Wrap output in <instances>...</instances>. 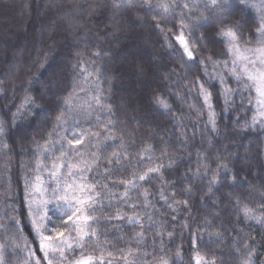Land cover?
<instances>
[{
    "label": "trees",
    "instance_id": "16d2710c",
    "mask_svg": "<svg viewBox=\"0 0 264 264\" xmlns=\"http://www.w3.org/2000/svg\"><path fill=\"white\" fill-rule=\"evenodd\" d=\"M113 5L114 0H0V49H7L4 58L0 59V120L6 121V134L0 137V225L11 226V217L15 215L22 221L23 235L29 241L33 239L27 207L23 203L24 178H34L39 158L33 141L44 143L64 97L74 83L78 86L81 77L87 76L86 97L96 93L98 83L105 102L112 106L113 135L124 136L128 151L133 156L129 168L137 166L136 152L145 142L156 146L153 161L160 156L161 148H167L175 160V164L168 168V158H163L166 166L164 178L169 181L168 185L161 184L159 176L145 184L150 192L147 207L142 203L144 197L137 196L143 188L130 193L128 203H135V209L122 206L121 210L128 215L139 213L145 238L137 244L133 236L140 230L139 227L113 220L104 224L101 230L109 237L110 243L144 250L148 253L147 263L153 264L158 256L164 254L159 251L163 239L170 250L168 256L174 258L175 251L179 249L182 258L178 264H188L192 255L191 240L196 235L203 237L198 239L202 252L216 253L217 264H240L234 247L238 242L254 236L258 253L254 260L256 264H261L264 261V228L244 221L242 214L233 207L236 197H240L241 206L247 204L257 214L264 211L260 208L264 201L263 132L259 125L248 127L254 116L252 107L247 103L248 91L234 93L224 106L217 93V85H206L213 94L216 132L206 127L208 117L205 106L199 97L191 93L193 86L197 85V78L200 81L204 79L200 61L205 62L207 57L219 61L225 56V46L213 42L211 38L215 24L191 29L189 39L197 42L195 56L200 60L189 61L193 66L186 70L180 64V52L176 49L169 52V48L161 44L164 37L173 39V35L177 34L175 18L171 20L168 17L163 21L165 31L161 32L154 27L156 21L152 19L158 12H147L138 4L119 9ZM244 16L250 21L256 18L252 8L245 9ZM167 28L173 31L168 32ZM202 34L209 39L201 43L199 38ZM139 37L150 44L153 40L154 46L159 47L160 55L157 56L156 49L148 52L137 45L135 39ZM55 46L58 52H54ZM97 51L101 53L99 57L93 54ZM156 57L158 64L152 60ZM97 68L101 70L99 78L94 71ZM172 68L178 71L173 73ZM37 79L40 83L29 87L28 81ZM230 84L236 88L235 81L230 79ZM25 89L36 98L38 106L30 113L17 117L13 124L12 114L22 102ZM155 96L165 99L171 106L170 111L159 109L154 102ZM86 101L91 103L89 99ZM190 105L198 106L199 113ZM78 113L74 108L69 116H77L83 122V128L91 131L102 130L96 126L97 114H100L101 121L108 116L99 109L90 118ZM58 137L59 133L52 134L53 140ZM4 143L8 144V148H4ZM50 147L55 148L56 144ZM112 150L108 149L101 158V171L104 158ZM244 152L246 156L242 158ZM45 155L51 157L52 154ZM203 158L207 159L209 168L214 169L218 163H227L230 168L227 173L221 170V176H227V179H222L221 184L214 187V195L208 193L211 175H193L197 168L202 167ZM127 163L124 161V164ZM111 167L122 168V165ZM121 174L117 173V176ZM233 175L237 177L236 184L232 183ZM88 176L90 179L98 178L94 172L88 173ZM189 185L190 196L184 192ZM160 190L169 198L168 202H171L172 190H175V198L187 199V206L176 204L177 211L173 212L168 203L160 199ZM213 201L219 205V216ZM104 203L107 204V200ZM237 215H241L240 220L236 219ZM205 217L213 220L211 231H223L222 241L209 237L203 227ZM185 223L191 231L185 228ZM159 232L164 233L163 237L157 235ZM168 232L173 233L172 237H168ZM10 237H13V232L0 228V243L9 245L6 255L14 252ZM12 262L16 264L15 256H12Z\"/></svg>",
    "mask_w": 264,
    "mask_h": 264
},
{
    "label": "snow or ice",
    "instance_id": "6c2138e0",
    "mask_svg": "<svg viewBox=\"0 0 264 264\" xmlns=\"http://www.w3.org/2000/svg\"><path fill=\"white\" fill-rule=\"evenodd\" d=\"M200 4L183 3L178 0H114V7L119 9L132 8L138 4L145 8L147 12H158L153 15V21H156L154 27L161 32L165 31V24L169 16L175 18L176 13L181 7L187 9L189 14L181 11L179 14L178 24L180 31L175 35V40L179 45L180 64L186 70L193 66L189 61L195 62L196 56L194 49L198 47L195 40L189 39L191 29L204 27L209 23H214L211 38L213 42L223 44L226 47V54L230 59L213 61L214 68L223 66L228 77L235 81L236 88H233L225 75L219 76L220 84L223 89L225 103L229 102V97L241 90L254 96L248 97V103L255 105V115L252 117V124L248 127L259 125L264 129V0L259 4L255 0H200ZM82 7V6H80ZM256 9L257 16L254 20H249L244 16L245 9ZM195 20L197 23L193 24ZM184 29H189L186 36ZM172 32V28H167ZM167 39V37H166ZM202 43L209 39V36L201 35L199 38ZM55 38H53V43ZM172 47L171 43L168 45ZM99 57L100 52L93 53ZM79 55V53L77 54ZM47 56L45 55V59ZM186 58V60H185ZM202 64L203 61H200ZM43 67V64H41ZM76 68V65H73ZM81 71H86L81 69ZM99 78L100 69H94ZM171 71L176 73L178 69L172 68ZM92 73H89L91 75ZM207 75V71L205 70ZM87 76L81 77V83L87 81ZM40 83V80H29V87ZM199 95L203 99L204 105L208 108V123L211 125V131H217L216 113L213 108L212 92L206 87L204 82L197 78ZM83 91V89H80ZM2 91V90H0ZM26 94L12 114V123L15 124L17 117L30 113L32 108L37 107L36 98L31 95L27 89ZM102 89L99 84L96 86V93L92 96V103L85 102L83 105L73 103L77 86L74 83L71 91L64 97V103L60 107L59 114L56 116L52 125V130L48 133L47 139L43 144L39 141H33L36 145L35 154L39 157L36 161V175L29 179L24 178V200L27 207V216L31 225V235L33 239L29 241L23 235L22 221L15 215L11 217V226L0 225L6 231L13 232L11 247L14 252L6 255L9 247L6 243H0V264H13L12 256L16 258V264H141L142 256L140 250L133 247H121L110 243L106 234H102L104 224H110L111 221H126L127 224L134 227L138 226L139 231L135 232L133 239L139 244L145 238L144 224L139 213L128 215L124 208H136L135 203L129 204L131 200L130 193L138 188H143L137 196H143L144 207L148 206V197L150 192L145 184L151 183L157 176L160 177V183L168 185L169 181L164 178L165 164L163 158H168V168L175 164L174 158L170 155L167 148L160 149V156L153 161L156 146L145 142V144L136 152V165L129 168L133 156L128 151V145L125 143L123 135H113L115 131L111 120L112 106L107 104L102 96ZM154 102L165 110L171 109L170 104L160 96L154 97ZM190 107H195L190 105ZM74 108H79V115L90 118L96 109L101 113L106 112L107 118L101 121L100 114L96 115L97 128L102 130L91 131L89 129L77 130L80 120L77 116H69ZM199 113V109H197ZM72 121L70 124L69 121ZM67 125V127H66ZM59 138L53 140V133H60ZM6 134V121L0 120V137ZM186 143V141H185ZM59 144V149L50 147ZM4 148L8 144L4 143ZM108 149H113L107 157L104 158V168L101 171V158ZM49 152H58L53 159L45 154ZM198 159L200 154L198 153ZM87 157V158H86ZM51 160V166L48 167L45 161ZM127 161V164H124ZM143 164V167L139 165ZM113 165H122V168L111 167ZM221 170L224 173L230 171L227 163H218L212 169L208 167V161L203 158L201 168H197L194 176H208L211 179L208 184V193L214 195V187L221 184V180L227 179V176H221ZM47 172L49 182L46 184L40 173ZM95 173L97 179H90L88 173ZM117 173H122L117 176ZM63 174V186H61V176ZM102 178V179H101ZM232 183H238L237 177H231ZM106 181V182H102ZM55 185V186H53ZM122 189V190H121ZM187 195H191V185L184 189ZM49 193H51L49 195ZM159 197L168 203V207L173 212L177 211L174 207L176 204L187 206V199H176L175 190H172L171 202L165 196L164 191H159ZM211 198V196H209ZM107 200V204L104 201ZM216 207V215H220V208L216 201H213ZM51 206V208H50ZM233 207L238 213L242 214L244 221L255 222L264 228V211L257 214L253 208L247 204L241 206L240 197H236ZM260 208L264 209V201L261 202ZM15 211V209H14ZM50 211L59 215L60 224L57 225ZM105 213V215H97ZM149 219L151 217L149 216ZM175 219V216H173ZM237 220L241 215L236 216ZM185 228L191 231L190 226L185 223ZM113 227H118L113 225ZM151 225L149 226V228ZM203 227L209 237H214L217 241L223 240V231L217 229L211 231L214 227L213 220L205 217ZM106 229L104 232L106 233ZM197 229V233H199ZM157 235L163 237L164 233L159 232ZM168 237L173 233L168 232ZM123 239V237H116ZM198 239L202 236L194 235L191 240L192 255L188 264H217L216 253L202 252L198 244ZM255 237L249 236L248 240L238 242L234 247V252L240 260V264H256L254 257L258 255L254 246ZM23 245V246H21ZM35 245V247H33ZM163 255L156 258V264H178L182 258V253L177 249L174 258L168 256L169 249L164 245L163 239L160 241V249ZM23 253V255H21ZM148 253L145 252L144 255ZM264 264V261L261 262Z\"/></svg>",
    "mask_w": 264,
    "mask_h": 264
},
{
    "label": "rangeland",
    "instance_id": "374dc122",
    "mask_svg": "<svg viewBox=\"0 0 264 264\" xmlns=\"http://www.w3.org/2000/svg\"><path fill=\"white\" fill-rule=\"evenodd\" d=\"M169 1H171V0H169ZM178 2L182 5L183 3H189V4H200V7L202 8V3H200V0H178ZM255 3L256 4H259L260 3V0H255ZM252 10H253V12L255 13V15L257 16V12H256V9H254V8H252ZM181 11H183V12H185L186 14H189L188 13V10L187 9H183L182 7H181V9H179L178 11H177V13H176V16H175V19H176V22H175V27H176V33H178L179 31H180V29L176 26L177 24H178V20H179V14H180V12ZM170 17V19L172 20L173 18H172V16H169ZM192 23L193 24H195V23H197L195 20H193L192 21ZM184 32H185V34H186V36H187V34H188V32H189V29H184ZM176 35V34H175ZM175 35H173V39H172V37L171 38H167L166 39V37H164L163 39H162V41H161V44H163V46L164 47H167V48H169V52L170 51H172L173 49H176V50H178V48H179V45L177 44V42H176V40H175ZM191 38V37H190ZM57 42V41H56ZM135 42H136V44L137 45H139V46H141L142 48H145L146 50H148V52H152V51H154L155 49V53L157 54V56H158V54L160 55V50H159V47L158 48H156L155 46H154V42H153V40H151V44L150 43H147L146 42V40L145 39H143V38H141V37H139V38H136L135 39ZM169 43H171V45H172V47L170 48L168 45H169ZM57 45V44H56ZM8 47V46H7ZM158 49V50H157ZM225 50H226V47H225ZM6 51H7V49L5 48L4 49V47L2 48V49H0V59H3L4 58V55H5V53H6ZM179 51V50H178ZM195 51H196V49H194V53H195ZM54 52H58V51H56V46H55V50H54ZM170 56V55H169ZM170 57H174V55H171ZM196 59H198V60H200L199 58H197V56H196ZM206 59V61L205 62H203L202 64L200 63V65H201V74H202V76H203V80H201V82H204L205 83V85H207V84H210V85H217V93H218V95H219V98L221 99V103H222V105H226V103H225V99H224V96H223V94H222V92H223V89H222V86H221V84H220V80H219V76L221 75V74H223V75H225V78L230 82V79H231V77H228L227 76V74H226V70L223 68V66H221V67H218V68H214V66H213V61L214 60H211L210 58H205ZM224 59H230V57H228L227 56V54L225 53V56H224V58H221L219 61H221V60H224ZM155 63L154 64H158V57H156V58H154V59H152ZM180 60V59H179ZM185 60H186V58H185ZM160 65V64H159ZM205 70L207 71V75L205 74ZM232 80V79H231ZM233 81V80H232ZM197 84V83H196ZM80 89H83V91H81ZM87 93H88V91H87V84H85V82H83V83H79V85L77 86V92H76V97H75V99H74V101H73V103L75 104V105H83V104H85V102H86V99H89V100H91V103H92V96H87L86 97V95H87ZM191 93L193 94V95H196L197 97H199V99H200V101H201V103H203V99H202V97L199 95V91H198V84L197 85H195V86H193V89L191 90ZM248 94H249V96H254V92L253 93H250V92H248ZM192 100V99H191ZM191 103H192V101H191ZM248 103V102H247ZM158 105V104H157ZM251 107H252V110L254 111V115L256 114L255 113V105H254V103L253 104H249ZM205 106V107H204ZM158 107H159V109H163L161 106H159L158 105ZM203 107H204V111H206L207 112V117H208V108H207V106L206 105H204V103H203ZM78 111H79V108H76ZM192 109L194 110V111H197V109H199V107L197 106V107H192ZM164 110V109H163ZM94 113V112H93ZM69 123L71 124L72 123V121L70 120L69 121ZM66 127H67V125H66ZM77 127V130H80V129H84L83 128V122L81 121L80 122V124L78 125V126H76ZM206 127L208 128V129H210L211 130V125L208 123V118H207V123H206ZM207 129V130H208ZM259 129L263 132V139H262V151H263V165H264V129H261L260 127H259ZM59 134H62V130L60 131V133ZM59 138V137H58ZM59 147H60V145L59 144H56V147H55V149H59ZM51 157L54 159L55 158V155H58V152H51ZM242 156V158L243 157H245L246 156V154H245V152L241 155ZM87 158V157H86ZM46 163V162H45ZM47 165H48V167H50L51 166V160L49 161V163H47ZM41 174V176H42V178H43V180L45 181V183L47 184L48 182H49V176H48V173L45 171V172H42V173H40ZM36 175V174H35ZM53 186H55V185H53ZM61 186H63V174H62V176H61ZM51 193H49V195H50ZM50 208H51V206H50ZM49 215L50 216H52L53 217V219L56 221V223H57V225L59 226V224H60V219H59V215L58 214H56L54 211H50L49 212ZM251 223H254V224H256L255 222H251ZM168 240H170V238H167ZM140 253H141V256H142V260H141V264H148L147 262V260H146V255H144V253H145V251L144 250H141L140 251ZM153 264H156V260H155V262L153 263Z\"/></svg>",
    "mask_w": 264,
    "mask_h": 264
}]
</instances>
